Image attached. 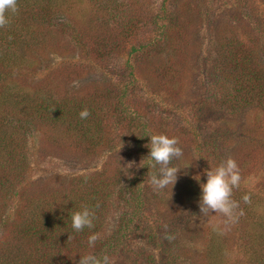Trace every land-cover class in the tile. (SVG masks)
<instances>
[{"label": "trees", "instance_id": "16d2710c", "mask_svg": "<svg viewBox=\"0 0 264 264\" xmlns=\"http://www.w3.org/2000/svg\"><path fill=\"white\" fill-rule=\"evenodd\" d=\"M127 1L17 0L10 23L0 28V229L4 231L0 264H78L79 256L86 254L111 257L143 224L145 238L164 252L160 264L185 262L179 255L183 250L177 242L178 226L167 225L169 216L155 207L158 200L151 204L144 196L153 172L143 160L149 151L147 136L175 137L176 133L169 124L162 125L161 115L155 112H148L149 125L142 105L132 106L129 97L136 91L113 82L106 71H114L106 67L113 50L131 42L138 31L133 25L138 9ZM143 16L146 24L157 23V17L147 18L144 11ZM176 22L181 30L180 19ZM160 29L158 42L169 41L170 26L163 23ZM237 34L230 33L221 42L219 73L227 85L225 97L235 111L256 108L264 114V37L246 29ZM159 46L157 42L147 45L146 55H156ZM73 50L89 60L90 70L109 79L69 88L81 72L67 62L54 66L51 58ZM136 51L130 46L129 54ZM160 66L148 69L149 73L162 68L161 81L175 78V64ZM128 68L132 79L133 69L126 62ZM45 72L47 76L37 80ZM85 108L89 115L81 119L79 112ZM34 133L55 149L95 160L105 156V163L97 172L75 175L62 187L28 193L27 145ZM200 152L198 156L206 159ZM129 163L133 167L127 169ZM245 194L247 203L242 199ZM232 199L238 205L230 220L235 248L231 249V232L212 225L205 231L201 262L264 264V201L239 186L233 189ZM83 206L93 214L92 227L76 232L71 228V213ZM110 215L114 227L104 235ZM93 234L97 239L89 246Z\"/></svg>", "mask_w": 264, "mask_h": 264}, {"label": "rangeland", "instance_id": "374dc122", "mask_svg": "<svg viewBox=\"0 0 264 264\" xmlns=\"http://www.w3.org/2000/svg\"><path fill=\"white\" fill-rule=\"evenodd\" d=\"M162 1H127L138 9L133 24L138 31L131 42L113 50L114 54L106 67L114 68V71H106L112 75L113 82L127 84L130 90L136 91L129 97L132 106L138 102L145 115L155 112L158 117L160 114L161 124H169L176 133L182 154L174 157L169 165L179 169L175 184L172 189L160 190L149 180L147 187L144 185V196L151 204L158 200L159 206L155 204V207L158 213L169 216L167 225L173 223L178 226L177 242L183 250L179 253L181 259L185 257L183 264H202L205 231L210 226L219 225L231 232V249L235 248L236 234L230 229L229 219L219 214L200 216V188L192 176L199 173L200 182L203 183L205 169L215 168L231 157L240 170V189L264 201V114L256 108L233 110L227 102L228 97H225L227 85L219 73L223 37L230 33L240 35L245 29L255 37H264L261 34L264 0H165V18L161 12ZM143 11L147 18L157 17V23L151 25L147 21L146 24ZM179 19L181 30L176 22ZM163 23L171 28L170 40L158 42ZM261 40L264 43V39ZM156 42L160 45L156 55L147 56L146 46ZM130 46L137 51L129 54ZM49 55L47 57H51ZM51 60L54 66L67 62L81 72L82 76L77 78V82L67 85L69 88H82L92 82H106L109 79L90 70L87 67L89 60L83 58L78 50L67 51ZM126 62L133 69L132 79L128 75L129 68L125 70ZM166 62L168 66L175 64L176 76L173 80L161 81L159 74L162 68L149 73L148 69H158V65L162 67ZM261 63L264 66V60ZM48 72L41 74L37 80L45 78ZM150 114L145 117L149 125L152 120ZM193 127L196 130L194 133ZM194 134L196 137H192ZM28 139V193L62 187L75 175L97 172L105 163V156L95 160L55 149L37 133ZM201 142H205L206 146H202ZM199 151L207 158H200ZM112 219L110 215L104 228L108 233L104 235L112 231ZM144 227L147 228L146 224L133 230L125 244L109 257L110 264H160L163 261L164 252L145 238ZM3 235L4 231L0 229V237Z\"/></svg>", "mask_w": 264, "mask_h": 264}, {"label": "clouds", "instance_id": "9594fccd", "mask_svg": "<svg viewBox=\"0 0 264 264\" xmlns=\"http://www.w3.org/2000/svg\"><path fill=\"white\" fill-rule=\"evenodd\" d=\"M17 11V0H0V28L10 23L12 15ZM89 112L87 108L79 112L81 119L87 118ZM148 154L143 158L145 166L153 169L150 176V183L156 189H172L177 179L179 169L175 166H169L170 161L174 157H179L182 150L178 147V141L175 137H169L166 134H152L147 136ZM142 160V159H141ZM191 164V163H190ZM188 164L186 167H188ZM141 161L138 165L140 167ZM143 166V167H145ZM159 166V167H157ZM127 169L133 167L131 163L125 165ZM129 175V172H127ZM205 180L200 182L199 173L192 176L200 188V196L198 200V209L200 216L221 215L229 220L234 219V210L237 208V202L232 199V192L241 182L240 170L234 159L229 157L221 162L215 168L204 170ZM242 199L248 202L249 196L245 194ZM71 228L79 232L83 228L92 227L93 214L87 206L81 207L79 210L71 213ZM97 239V235L93 234L88 238L89 246ZM78 264H110L107 255L96 256L86 254L79 256Z\"/></svg>", "mask_w": 264, "mask_h": 264}]
</instances>
